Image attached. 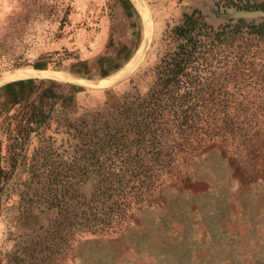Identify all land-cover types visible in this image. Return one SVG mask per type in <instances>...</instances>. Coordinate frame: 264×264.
I'll return each mask as SVG.
<instances>
[{"label":"rangeland","instance_id":"1","mask_svg":"<svg viewBox=\"0 0 264 264\" xmlns=\"http://www.w3.org/2000/svg\"><path fill=\"white\" fill-rule=\"evenodd\" d=\"M142 1L152 19L142 59L97 88L90 81L122 69L146 37L134 0H0V73L67 74L0 85V261L32 244L20 264H264V158L249 180L220 145L193 153L182 182L133 202L160 168L158 149L133 144V95L174 46L170 31L194 10L214 26L260 19L238 12L264 0Z\"/></svg>","mask_w":264,"mask_h":264},{"label":"trees","instance_id":"2","mask_svg":"<svg viewBox=\"0 0 264 264\" xmlns=\"http://www.w3.org/2000/svg\"><path fill=\"white\" fill-rule=\"evenodd\" d=\"M244 7L264 12V4ZM169 37L174 46L148 68L147 91L133 95V144L158 149L160 167L145 175L135 203L155 201L168 181L182 182V164L193 153L220 145L253 174L249 180L256 179L264 158V17L214 26L194 10ZM64 222L59 218L53 230L64 231ZM32 248L14 251L0 264H20Z\"/></svg>","mask_w":264,"mask_h":264},{"label":"bare ground","instance_id":"3","mask_svg":"<svg viewBox=\"0 0 264 264\" xmlns=\"http://www.w3.org/2000/svg\"><path fill=\"white\" fill-rule=\"evenodd\" d=\"M134 2L136 3V6L138 7L142 15V18L144 20V24L146 25V29H145L146 37L142 45L140 46L139 50L137 51V54L133 58H131L130 61L127 62L122 69H120L119 71L115 72L114 74L110 75L107 78L90 81V83L93 86H98V87L108 86V85L114 84L117 81L123 79L136 66L137 62L142 57L145 44L150 35V17H149V12L142 0H134ZM42 76H50V77L57 78V79H67V74L63 71H51V70H45V69L22 67V68L11 69V70L0 73V85L6 82L12 81V80L29 78V77H42Z\"/></svg>","mask_w":264,"mask_h":264},{"label":"water","instance_id":"4","mask_svg":"<svg viewBox=\"0 0 264 264\" xmlns=\"http://www.w3.org/2000/svg\"><path fill=\"white\" fill-rule=\"evenodd\" d=\"M147 8V10H148V12H149V17H150V35H149V38H148V40H147V42H146V44H145V48L147 47V45L149 44V42H150V40H151V37H152V19H151V16H150V11H149V9H148V7H146ZM238 13H242L241 14V17H248V18H251V19H254V18H257V17H264V12H262V11H243V12H238ZM146 41V40H145ZM145 48H144V51H145ZM143 55H144V52H143V54H142V57H143ZM142 57L140 58V60L142 59ZM140 60L137 62V64L140 62ZM137 64H136V66H137ZM135 66V67H136ZM135 67L124 77V78H126V77H128L133 71H134V69H135ZM41 69V68H40ZM2 73V72H1ZM71 76H73V75H71ZM73 77H75V76H73ZM123 78V79H124ZM123 79H121V80H123ZM121 80H119V81H117L116 83H114V84H117L118 82H120ZM73 82H81L77 77H75V80H72ZM114 84H111V85H108V86H112V85H114ZM108 86H102V87H108ZM95 87H97V88H102V87H98V86H95Z\"/></svg>","mask_w":264,"mask_h":264}]
</instances>
